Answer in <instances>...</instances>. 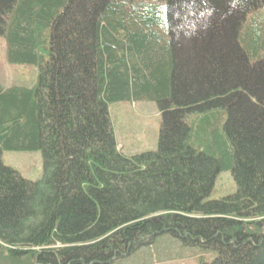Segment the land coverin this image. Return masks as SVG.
<instances>
[{"label":"trees","instance_id":"1","mask_svg":"<svg viewBox=\"0 0 264 264\" xmlns=\"http://www.w3.org/2000/svg\"><path fill=\"white\" fill-rule=\"evenodd\" d=\"M262 8L0 0L8 61L38 69L33 88L0 85V261L113 264L169 237L213 255L199 264H264V20L241 45ZM138 101L159 108L158 149L126 156L109 105ZM4 151L41 152L43 178ZM226 170L236 192L210 199Z\"/></svg>","mask_w":264,"mask_h":264},{"label":"rangeland","instance_id":"2","mask_svg":"<svg viewBox=\"0 0 264 264\" xmlns=\"http://www.w3.org/2000/svg\"><path fill=\"white\" fill-rule=\"evenodd\" d=\"M264 20V8L248 17L242 32L241 45L249 48V38L246 39L250 27L259 25ZM264 32V26H263ZM253 53V52H252ZM264 56V52H260ZM38 82V69L34 66L11 64L6 55L5 40L0 37V85L4 88H33ZM109 116L118 149L126 156L144 152L156 151L159 144V134L162 117L156 103L150 101L120 102L109 105ZM2 162L5 166L18 172L22 178L37 182L43 178V158L41 152H9L4 151ZM237 186L229 170L219 174L212 200H219L233 195ZM261 226V222H259ZM179 247V248H178ZM156 250L151 247L145 253L127 261H114L113 264H199L201 260L211 261L213 255L205 256L199 250L183 248L182 245L169 237L159 240ZM175 256V260H170ZM185 258H181V257ZM0 264H8L0 261Z\"/></svg>","mask_w":264,"mask_h":264}]
</instances>
